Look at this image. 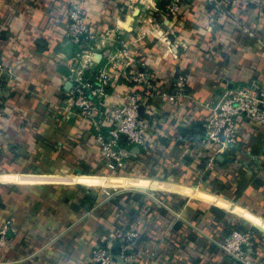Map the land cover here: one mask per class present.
<instances>
[{"label": "crops", "instance_id": "obj_1", "mask_svg": "<svg viewBox=\"0 0 264 264\" xmlns=\"http://www.w3.org/2000/svg\"><path fill=\"white\" fill-rule=\"evenodd\" d=\"M70 4L83 10L95 33L98 66L123 39L153 75L160 131L172 144L168 152L159 151L165 156L164 177L93 175L114 169L88 137L92 130L78 117L66 120L63 112L74 49L68 37ZM166 4L0 0V226L11 219L17 228L0 246V264H27L32 256L40 264H95L93 250L100 243L113 249L118 243L119 253V226L136 211L147 226L159 223L161 235L158 244L139 247L134 264H193L210 250L220 264H229L217 242L228 225L239 224L256 230L254 249L264 259V126L245 124L249 144L236 160L220 158L221 181L216 178L209 189L197 186L199 161L187 160L201 143L203 118L210 112L199 103H216L230 88L264 84V0H235L232 6L234 17L255 37L233 17L215 14L207 0H190L177 20L167 16ZM179 72L188 76V96L175 101L172 77ZM119 91L125 92L124 86L109 89V106L119 101ZM248 155L257 157L248 163ZM155 192L171 193L181 203L184 247L172 256L161 257L171 231L166 218L141 211L134 200L141 195L152 204ZM183 234H190L188 241Z\"/></svg>", "mask_w": 264, "mask_h": 264}, {"label": "built area", "instance_id": "obj_2", "mask_svg": "<svg viewBox=\"0 0 264 264\" xmlns=\"http://www.w3.org/2000/svg\"><path fill=\"white\" fill-rule=\"evenodd\" d=\"M189 1L167 0V16L173 20L179 19ZM207 2L215 14L233 17L244 33L255 37L256 34L246 22L238 16L234 17L232 6L235 0ZM67 18L68 37L74 49L68 78L71 88L64 100L63 112L66 120L78 117L92 130L103 159L109 162L114 170L125 169L129 162L138 160L137 153L133 151L134 147H139L141 153L145 155H151L155 151L168 152L172 144L160 131L162 116L157 111L159 90L146 63L138 60L137 54L130 51L125 40L118 39L117 47L107 54L105 63L98 66L97 52L92 43L96 36L87 23L83 10L70 4ZM172 80L176 92L170 95V99L176 101L188 96L186 73L179 72L173 75ZM118 86H124L125 92L119 91V101L109 106L107 104L109 89ZM199 106L210 112L204 115L201 143L192 151L190 162L199 161L197 186L209 189L222 173L220 158L228 155L229 158L236 160L240 150L245 151L243 147L249 144L245 124L264 126V84L253 82L240 88L227 89L216 103L207 101L199 103ZM2 112L3 108L0 107V116ZM104 129H107V134L104 133ZM3 135L0 126V151L4 150ZM122 135H125L126 139L121 144ZM255 156L248 155V163L254 162L257 157ZM226 170L229 171L228 168ZM158 176L143 177L154 180L160 179ZM158 193L163 192L150 195L152 203L156 207L166 208L176 216L175 218L181 220L182 212L160 198ZM169 198L172 202L171 197ZM174 224L173 219L169 225L171 230ZM16 233V225L11 219H7L0 226V246H6L11 236ZM118 235L119 253H116L112 245L100 243L93 250L95 264L135 263L138 252L136 253L134 249L141 239V232L131 228ZM217 245L238 264H264V259L256 256L254 232L235 229L219 240ZM27 264L40 262L36 256H32Z\"/></svg>", "mask_w": 264, "mask_h": 264}, {"label": "trees", "instance_id": "obj_3", "mask_svg": "<svg viewBox=\"0 0 264 264\" xmlns=\"http://www.w3.org/2000/svg\"><path fill=\"white\" fill-rule=\"evenodd\" d=\"M88 137L94 138L92 134H89ZM156 153H159V154H156ZM142 156L143 157L138 158L137 161L129 162L128 166L125 169H115L114 171H117L123 174L125 173L127 175H136V176H147V175L157 176L159 175L160 177H164L162 173V171L164 170H161V162L164 161V158H165L164 155H162L159 151H155L151 155H146V156L142 155ZM191 159L192 157L188 158L187 160L190 162ZM172 161L175 162L174 160ZM220 165L222 166L223 163L220 162ZM217 181H221V179L217 178ZM158 196L162 198L163 200H165L166 202L170 203V205L174 208L177 207V205L181 204L180 202L176 201V197L172 194L170 195V194L158 193ZM169 197H171L173 204L170 201ZM134 200L135 202H139L143 206L142 208L143 211H146L149 214H153L156 218L157 217L166 218V220L168 221V226L170 225V222H173L174 217L166 208L156 207L153 203L151 204L150 202H148V199L146 197H142L141 195L135 196ZM154 223H157V222L152 221L151 224L147 226L146 224H144V220L139 216V213L136 211L134 213L133 218L127 224L123 223V225L119 226L118 234L119 233L124 234L126 230L131 229V228L140 231L142 234L141 239L138 242V246L135 247L134 249V251L137 252L139 250V247H148L149 245L158 244L160 242V238H159V236L161 235V233L159 232L160 225H158L159 223L157 225ZM184 228H185L184 223L181 222L180 220L174 224L172 230L168 234L169 236L166 238L167 240L164 243L161 257H163V253H165V255L172 256L174 252L177 253L179 252L180 249H183L182 247H184V243L180 237L182 236L181 230ZM235 229H240L246 232H254V241L256 243H259L256 237V233H255L256 230L251 226H248V225L245 226L242 224H239L236 226L228 225L226 232L223 234V236L219 237L220 240L223 239L226 235L230 234V232H232ZM189 236L190 234L188 236L184 235V240L186 239L188 241ZM200 239L201 237H197L198 246L199 244H202L201 243L202 240ZM214 246H217V245H214ZM213 255H215L214 252L210 250V252L204 255L203 259H200V260L197 259L199 262H196L197 260H195V262L193 261V264H197V263L198 264H220L219 263L220 261L217 258V255H215V257ZM223 262H227L229 264H238L234 262L232 258L225 255L224 253H223Z\"/></svg>", "mask_w": 264, "mask_h": 264}, {"label": "rangeland", "instance_id": "obj_4", "mask_svg": "<svg viewBox=\"0 0 264 264\" xmlns=\"http://www.w3.org/2000/svg\"><path fill=\"white\" fill-rule=\"evenodd\" d=\"M93 175H97V176H100V177H110V176H120V177H132V178H142V179H147V178H149V177H145V178H143V176H139V177H137V176H135V175H127V174H123V173H120V172H117V171H114V170H112L111 172H109V173H105V174H93ZM150 179V178H149ZM175 183V182H174ZM180 184H183V185H186V186H189V187H192L191 185H189V184H184V183H180ZM112 187V186H111ZM115 188H122V187H115ZM140 189H145V188H140ZM196 189V188H195ZM201 190V189H200ZM162 191V190H161Z\"/></svg>", "mask_w": 264, "mask_h": 264}, {"label": "water", "instance_id": "obj_5", "mask_svg": "<svg viewBox=\"0 0 264 264\" xmlns=\"http://www.w3.org/2000/svg\"><path fill=\"white\" fill-rule=\"evenodd\" d=\"M125 139H126V136L125 135H122L121 138H120V143L122 144L123 142H125ZM133 151L134 152H137V153H140V148L139 147H134L133 148ZM260 228L262 229L263 226L259 225ZM119 246V244L117 243L114 247L115 250H117V247Z\"/></svg>", "mask_w": 264, "mask_h": 264}]
</instances>
